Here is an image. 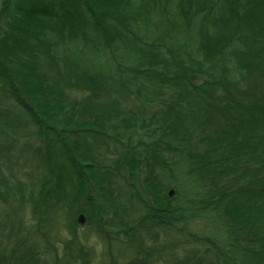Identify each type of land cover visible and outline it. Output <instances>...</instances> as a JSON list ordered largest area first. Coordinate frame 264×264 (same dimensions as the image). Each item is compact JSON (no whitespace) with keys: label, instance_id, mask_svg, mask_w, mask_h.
Listing matches in <instances>:
<instances>
[{"label":"trees","instance_id":"obj_1","mask_svg":"<svg viewBox=\"0 0 264 264\" xmlns=\"http://www.w3.org/2000/svg\"><path fill=\"white\" fill-rule=\"evenodd\" d=\"M145 91L152 112L126 104ZM0 92V157L25 134L41 169L15 186L0 174V201L31 207L48 251L51 230L76 232L83 214L153 264L166 250L145 247L150 225L214 217L229 236L226 249L205 240L218 264H264V0H2Z\"/></svg>","mask_w":264,"mask_h":264},{"label":"rangeland","instance_id":"obj_2","mask_svg":"<svg viewBox=\"0 0 264 264\" xmlns=\"http://www.w3.org/2000/svg\"><path fill=\"white\" fill-rule=\"evenodd\" d=\"M1 2L2 0H0V6ZM132 49H135V47H132ZM120 55H122L121 52ZM115 64H112L111 67ZM102 72L107 75L109 74V70H102ZM117 80H119L118 84H115L120 85L119 83L122 80ZM183 92V88L181 87L169 90V94H183ZM1 96L2 93L0 92ZM123 98H127L125 94H122V97L119 98L120 102H123ZM155 101V95L151 94V91L143 92L141 98L137 101L133 96L130 100H125L129 107H136L137 103L145 104L150 112L158 105ZM2 107L10 109L14 120L18 115H22L19 109L8 103V101L2 102ZM121 107L123 108L122 105ZM23 128L26 131L32 132L34 126L29 123L21 129ZM6 132L10 135L12 134L10 129H6ZM140 134V132L135 134L136 139L138 138L137 135L140 136ZM24 136L25 134H22L19 141L13 145L12 154L17 155V157H0V174L10 181L11 186H15L20 179L24 181L27 178L24 176L25 172L33 171L38 174L41 171L38 159L34 156L31 157L35 141L24 138ZM145 141L148 142L149 140L145 139ZM0 144L3 147L6 146V140L1 134ZM21 151L24 153L22 154ZM143 169H145V164ZM183 176L180 171H177L175 178L172 179V184L175 186L182 184L185 181ZM177 187H173V189L177 190ZM13 198V195L9 196V204H4L0 201V264H14L17 261L16 257H23L24 252L34 254L37 259L39 258V261L42 260L47 264H146L144 256L137 259L134 258L135 247L125 235L109 232L106 238H104V236L96 233V226H91L87 223L85 225L79 224L76 232H72L73 230L65 222L54 229V231L51 230L53 239L49 244L50 251H48L47 244L42 241L40 235L36 234L39 219L34 215L29 205L24 210H19L16 207V203L13 202ZM141 216L142 213L135 214L134 218H140ZM132 225L135 226V223ZM221 225L222 222H219L214 217H211L209 220L199 218L187 224H180L175 229H165L156 225H150L149 230H151L149 234L145 235V247L166 250L162 255L159 254L164 257L160 258L158 256L159 258L154 260L153 264H174L186 260L192 255H195L198 259L203 258V264H218L217 258L211 252L213 245L205 242V240L209 239L220 248L226 249L229 236L225 232V229L221 228ZM182 229L185 230L184 233L179 231ZM108 231L111 230L107 229ZM191 235L201 238L202 240L200 241L202 242L194 240ZM65 241L66 243H64ZM67 244L72 247L75 246V249H82V256L73 258L67 255L65 247ZM48 252H51V254ZM169 252L173 255V258H171L170 254H167ZM231 259L230 262L226 263H243L241 257L231 255ZM148 264H152V262Z\"/></svg>","mask_w":264,"mask_h":264},{"label":"water","instance_id":"obj_3","mask_svg":"<svg viewBox=\"0 0 264 264\" xmlns=\"http://www.w3.org/2000/svg\"><path fill=\"white\" fill-rule=\"evenodd\" d=\"M143 167H144V165H143ZM174 194H175V191L171 190L168 195L171 198L174 196ZM77 222L80 225H85L87 223V219H86L85 215H83V214L79 215L77 218Z\"/></svg>","mask_w":264,"mask_h":264},{"label":"bare ground","instance_id":"obj_4","mask_svg":"<svg viewBox=\"0 0 264 264\" xmlns=\"http://www.w3.org/2000/svg\"><path fill=\"white\" fill-rule=\"evenodd\" d=\"M171 190H174L175 191V194H176V189H170L169 191H168V194H169V192L171 191ZM174 194V195H175ZM169 196V195H168ZM170 198V197H169ZM172 198V197H171Z\"/></svg>","mask_w":264,"mask_h":264}]
</instances>
